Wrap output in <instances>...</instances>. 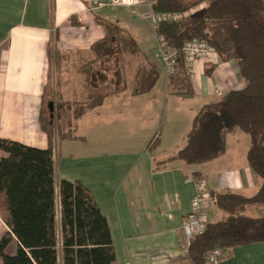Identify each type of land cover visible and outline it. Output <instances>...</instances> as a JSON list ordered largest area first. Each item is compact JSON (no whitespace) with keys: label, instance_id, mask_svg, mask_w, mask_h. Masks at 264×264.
Wrapping results in <instances>:
<instances>
[{"label":"crops","instance_id":"0c3cea01","mask_svg":"<svg viewBox=\"0 0 264 264\" xmlns=\"http://www.w3.org/2000/svg\"><path fill=\"white\" fill-rule=\"evenodd\" d=\"M105 9L110 13H103ZM145 12L142 7L92 9L88 0H0V139L46 149L48 139L40 129L39 115L52 71L49 53L56 49L67 56L62 77L72 75L78 82L76 87L64 83L62 95L80 100L85 91L77 65L91 59V46L104 37L102 22L119 26L154 63L159 78L139 96L130 94L128 84L127 92L87 112L77 122L73 139L60 144L54 139V181L77 182L90 192L107 221L114 264H190L180 227L195 195L191 179L205 180L210 192L247 198L257 193L261 180L249 168L250 138L240 130L227 134L221 157L199 164L213 163L211 170L170 160L185 146L201 108L244 85L232 62L211 55L190 71L193 95H171L156 53L155 30ZM134 70L127 72V81L129 76L133 80ZM240 134L245 137L238 139ZM155 136L159 143L149 149ZM232 136L237 143L234 150H239V140L245 143L239 161L236 152L229 154ZM217 210L220 218L209 222L222 220L224 215ZM262 212L253 207L245 215L255 218ZM8 232L0 219V240ZM16 248L14 240L6 253L13 255ZM216 264H264V242L236 247Z\"/></svg>","mask_w":264,"mask_h":264},{"label":"trees","instance_id":"16d2710c","mask_svg":"<svg viewBox=\"0 0 264 264\" xmlns=\"http://www.w3.org/2000/svg\"><path fill=\"white\" fill-rule=\"evenodd\" d=\"M200 4L205 7L190 12ZM152 11L187 13L177 22H161L155 30L156 38L179 54L176 71L168 77L171 95H193L190 73L181 55L183 45L193 39L207 42L221 62H232L244 85L203 106L193 119L185 146L170 158L188 165L204 164L223 155L226 136L232 131L240 130L250 138L247 162L261 185L250 198L211 192L215 208L224 217L210 222L187 250L190 264H205V256L214 249L227 253L264 242V0H198L192 4L155 0ZM101 26L104 37L91 46V59L76 67L85 91L80 100H66L62 95L67 56L56 49L49 53L52 71L43 90L42 107L54 94V103L53 98L48 102L54 113L45 118L41 107L39 115L48 147L38 149L0 139L4 154L0 158V219L9 230L0 240L2 264H114L107 221L90 192L77 182L61 180L55 184L53 165L54 139L59 144L73 139L77 122L87 112L127 92L130 60H141L134 70L132 96L148 93L159 78L157 67L130 34L111 23L102 22ZM51 77L56 78L55 93ZM158 143L155 136L148 148ZM253 207L262 208L259 217L245 215ZM14 240L16 251L8 255L6 250Z\"/></svg>","mask_w":264,"mask_h":264},{"label":"built area","instance_id":"2783aa9c","mask_svg":"<svg viewBox=\"0 0 264 264\" xmlns=\"http://www.w3.org/2000/svg\"><path fill=\"white\" fill-rule=\"evenodd\" d=\"M92 9L119 8V7H142L146 10L144 17L151 21L153 29L156 30L161 22H177L184 18L185 14H156L152 11L155 0H88ZM156 51L159 59L164 66L167 76L175 73L179 54L171 50L167 44L156 38ZM181 55L185 61L188 72L191 71L198 59H209L211 55H216L209 44L205 41L193 39L186 42L181 50ZM195 195L191 201L190 212L181 223V235L185 243L189 246L190 242L197 236L204 233L209 222L210 213L215 207V199L209 191L204 181L193 182ZM222 189H225L223 180L220 179ZM220 249H214L205 256V264H216L222 257Z\"/></svg>","mask_w":264,"mask_h":264},{"label":"rangeland","instance_id":"374dc122","mask_svg":"<svg viewBox=\"0 0 264 264\" xmlns=\"http://www.w3.org/2000/svg\"><path fill=\"white\" fill-rule=\"evenodd\" d=\"M183 3H185V4H192V3H194V2H196V1H198V0H181ZM205 7V4H200V5H198V6H196L195 8H193L192 10H190V12H194V11H199V10H201V9H203ZM190 12H188L189 14H190ZM103 13H110V10H108V9H105L104 11H103ZM152 27H153V25H152ZM156 53H157V51H156ZM157 56H158V53H157ZM158 59H159V56H158ZM160 60V59H159ZM201 60H203V59H198V60H196L197 62H199V61H201ZM141 62V60H137V59H134V60H130V63H131V66H130V70H128L129 71V73H131L132 72V70L136 67V65L138 64V63H140ZM161 62V61H160ZM196 62V63H197ZM195 63V64H196ZM162 64V63H161ZM195 64H194V66H195ZM112 65V64H111ZM193 66V67H194ZM162 67H163V71H164V73H165V69H164V66H163V64H162ZM193 67H192V69H193ZM192 69H191V71H192ZM175 71H176V68H175ZM69 72H72V71H69ZM190 73V72H189ZM174 74V73H173ZM53 76V75H52ZM165 76L166 77H169V76H167L166 75V73H165ZM170 76H172V75H170ZM49 80H51V88H52V92H54V86H55V82H56V78H54V77H51V78H49ZM62 86H63V84L64 83H66V86H68V87H76L77 86V82H78V80H77V78H74L72 75L70 76V77H62ZM128 84H129V91L132 89V78L129 76L128 77ZM77 90L78 91H82V88L80 89V88H77ZM55 93V92H54ZM53 94V93H52ZM53 98V103H54V99H55V96H54V94L53 95H51V99ZM51 99H45L44 100V102H43V107H42V114H43V116L46 118V117H48V115L50 114V113H52V112H50L49 111V109H48V102L51 100ZM221 99V98H220ZM219 99V100H220ZM215 102H218V99L216 98V99H213V100H211V101H208L207 102V104H212V103H215ZM54 113V112H53ZM239 133H242V132H240V131H238ZM237 132V133H238ZM236 133V134H237ZM239 137L241 138V137H245V136H241V134L240 135H238V139H239ZM248 137V136H247ZM244 139H246V138H244ZM237 142V141H236ZM236 144L237 143H235V138H233V136L231 137V138H229V140H228V148H229V154L230 153H234V152H236L238 155H240V156H234V158L236 159V160H238L239 161V158L241 157V155L243 154V150L245 149V143H242V141H240L239 140V150H234L233 148H235V146H236ZM235 149H237V148H235ZM222 161H224V160H222ZM222 163H225V161L224 162H222ZM212 165H214L213 163L212 164H206V165H197L196 167H202V168H205V169H207V170H211L212 169ZM192 169V168H191ZM200 169V168H199ZM210 177H214V173H211L210 174ZM204 181L205 183H206V181L205 180H201V179H195V178H193V179H191V181L192 182H195V181ZM255 210H257V209H255ZM214 213V214H213ZM252 214L254 215V212H252ZM220 218V212L216 209V208H214L213 207V209H212V211H211V214H210V216H209V219H210V221H213V222H215V221H217L218 219ZM222 253H224V252H222ZM222 256H223V254H222Z\"/></svg>","mask_w":264,"mask_h":264},{"label":"water","instance_id":"95a60500","mask_svg":"<svg viewBox=\"0 0 264 264\" xmlns=\"http://www.w3.org/2000/svg\"><path fill=\"white\" fill-rule=\"evenodd\" d=\"M48 109H49L50 112H52L53 111V105L52 104H49L48 105Z\"/></svg>","mask_w":264,"mask_h":264}]
</instances>
